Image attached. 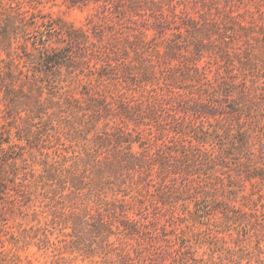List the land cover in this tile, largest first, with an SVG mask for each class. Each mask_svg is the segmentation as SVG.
Wrapping results in <instances>:
<instances>
[{
	"label": "rangeland",
	"instance_id": "374dc122",
	"mask_svg": "<svg viewBox=\"0 0 264 264\" xmlns=\"http://www.w3.org/2000/svg\"><path fill=\"white\" fill-rule=\"evenodd\" d=\"M0 139V264H264V0H0Z\"/></svg>",
	"mask_w": 264,
	"mask_h": 264
},
{
	"label": "trees",
	"instance_id": "16d2710c",
	"mask_svg": "<svg viewBox=\"0 0 264 264\" xmlns=\"http://www.w3.org/2000/svg\"><path fill=\"white\" fill-rule=\"evenodd\" d=\"M6 23L9 24L10 29H22V27L19 26H10L11 24H13L11 22V18H7ZM42 27H44L45 29H39L35 36L38 44L40 45L37 50H39L40 53L45 54L43 56L41 55V57L44 58L45 65L47 64V67L59 68L63 63L62 58L59 56L58 53L55 52V50H53V52H48V43L49 41H51V36L57 32V30L55 29L58 28L51 24H47ZM10 29L4 30L6 37L10 35ZM44 50H46L47 53H44ZM1 141L2 140L0 139V145L2 144ZM11 159H13L14 161L16 158L12 157L10 154H3L2 156H0V200L4 197L6 191L8 190L9 185L7 184V182L14 183L15 176L17 175V172L14 170L15 168H13V166L8 163V161Z\"/></svg>",
	"mask_w": 264,
	"mask_h": 264
}]
</instances>
